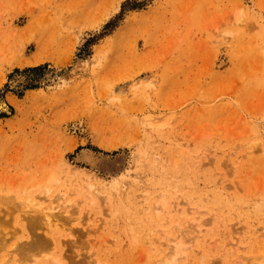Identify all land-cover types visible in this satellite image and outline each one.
Here are the masks:
<instances>
[{
    "label": "rangeland",
    "instance_id": "rangeland-1",
    "mask_svg": "<svg viewBox=\"0 0 264 264\" xmlns=\"http://www.w3.org/2000/svg\"><path fill=\"white\" fill-rule=\"evenodd\" d=\"M0 99V264H264V0H0Z\"/></svg>",
    "mask_w": 264,
    "mask_h": 264
},
{
    "label": "bare ground",
    "instance_id": "bare-ground-1",
    "mask_svg": "<svg viewBox=\"0 0 264 264\" xmlns=\"http://www.w3.org/2000/svg\"><path fill=\"white\" fill-rule=\"evenodd\" d=\"M6 106V104L4 103V101L3 100H1L0 99V107L2 108V107H5ZM86 153V152H85ZM90 153V152H89ZM87 154H88V152H87ZM84 155H86V154H84ZM87 157H91V156H87ZM185 193V192H184ZM178 194V193H177ZM97 195H99V194H97ZM101 195V194H100ZM103 195V194H102ZM102 195H101V197H102ZM177 196V195H176ZM106 197L104 196V197H102V201H105L104 199H105ZM162 199V198H161ZM55 200V199H54ZM75 203H73L74 205L76 204V201H74ZM67 203V206L69 205V203L68 202H66ZM156 203V202H155ZM36 204H34V206H35ZM71 205H72V203H71ZM70 205V206H71ZM73 205V206H74ZM31 206V205H30ZM66 206V204H65V206L63 207V206H61L62 208H63V210H64V212L63 213H68L69 212V207H67ZM28 207V206H27ZM37 208L38 209H40L41 208V206H40V204L37 206ZM56 208H57V205L55 206V207H49V210L48 211H45L44 213H43V218H44V221L46 222V225L49 227V229H50V231L51 230H54L55 229V227L57 226V224H58V222H59V216H57L58 214H60L59 212H61L60 210H58L59 208H57V212H55V210H56ZM61 209V208H60ZM41 210H42V208H41ZM54 210V211H53ZM40 211V210H39ZM50 211V212H49ZM62 214V213H61ZM181 218V217H180ZM35 220H36V222H37V220L38 219H36V218H34ZM34 220V221H35ZM190 220V219H189ZM61 221V220H60ZM188 221V220H187ZM187 221H185V222H187ZM32 224H35V223H32ZM36 225V224H35ZM61 226V225H60ZM62 227V226H61ZM63 227H65V226H63ZM70 229V228H69ZM56 230V229H55ZM188 234L189 232H187V231H181V233H179V238H177V239H175L174 241H173V243L172 244H170L171 245V247L169 246V248L170 249H168L169 251H168V253H165L164 255H160L161 257L159 258V260L157 261V264H179V262L182 260V258H183V254H184V247H185V245L187 244V241H186V234ZM159 237V236H158ZM162 239V238H161ZM161 241V240H160ZM162 251V250H161ZM161 253V252H160ZM9 257L10 256H8V257H6V258H4V261H6L7 263H4V264H9V261H10V259H9ZM260 262V261H259ZM14 264H20V263H18V262H15Z\"/></svg>",
    "mask_w": 264,
    "mask_h": 264
}]
</instances>
